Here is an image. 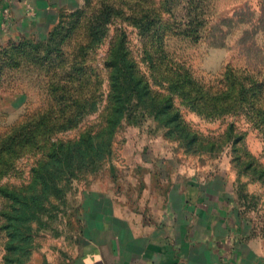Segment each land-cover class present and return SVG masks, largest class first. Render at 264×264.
Masks as SVG:
<instances>
[{"label": "rangeland", "instance_id": "374dc122", "mask_svg": "<svg viewBox=\"0 0 264 264\" xmlns=\"http://www.w3.org/2000/svg\"><path fill=\"white\" fill-rule=\"evenodd\" d=\"M107 7L114 16L101 38L100 30L91 36L89 27ZM187 10L196 12L203 24L196 43L180 35L179 30L187 23ZM132 11L145 15L152 12L160 17L166 27V50L206 87L225 90V83L220 84L225 72H246L253 75L254 84L263 93L260 97L264 98V0H80L72 11L63 12L54 29V39L56 44L62 41L59 45L63 52L52 55L50 66L34 59V52L43 56V45L36 50L29 44L22 46L21 51L11 48L10 59L0 55V136L49 107L48 79L56 72L62 76L68 71L70 54L81 57L84 71L93 72L99 81V86L90 83L77 94L89 111L80 124L40 138L38 146L24 150L12 170L0 180V187L35 192L37 183L31 169L47 161L44 155L50 142L61 143L71 151L84 149L87 140L97 146V155L82 161L94 163L82 167L83 172L71 180L62 202L50 211L45 227L29 242L41 246L47 245L49 238L72 241L79 230L81 197L90 188L108 191L107 180L118 179L120 185L125 178L134 182L141 165H155L161 177L173 180H180L186 172L189 177L204 174L218 179L220 186L224 181L223 190L228 195L234 192L245 205L241 208L244 217L258 235L264 236V126L258 112L262 100L253 98L236 104L230 101L197 113L153 78L143 55L144 38L127 21L131 18L129 13L134 14ZM95 38L100 41L93 43ZM119 46L134 65L136 75L148 83L150 94L140 102L133 100L119 121L111 123V69L106 64L110 49ZM166 99L170 109L156 118L155 112L162 108L159 104ZM66 116L55 114L53 119ZM111 190L115 191L114 185ZM9 207L10 202L0 197V264L5 257L26 258L20 252L6 250L11 235L5 228L3 214L10 211Z\"/></svg>", "mask_w": 264, "mask_h": 264}, {"label": "crops", "instance_id": "0c3cea01", "mask_svg": "<svg viewBox=\"0 0 264 264\" xmlns=\"http://www.w3.org/2000/svg\"><path fill=\"white\" fill-rule=\"evenodd\" d=\"M79 1L0 0V47L44 40ZM184 174L173 180L141 165L134 182L111 179L108 191L90 188L79 200L73 240L49 238L29 264H264V236L234 192L223 190L224 181Z\"/></svg>", "mask_w": 264, "mask_h": 264}, {"label": "trees", "instance_id": "16d2710c", "mask_svg": "<svg viewBox=\"0 0 264 264\" xmlns=\"http://www.w3.org/2000/svg\"><path fill=\"white\" fill-rule=\"evenodd\" d=\"M123 4H125L124 1ZM110 9V7L103 8L95 18V22L88 29L91 36L100 30V38L102 37L104 28L114 16ZM132 13L134 12L132 11ZM62 14L59 15L57 24L49 31L44 40L9 42L0 47V52L2 51L0 55H7L9 57L7 59H10L9 50L11 48L14 50L18 48L21 51L22 46L29 44L30 48L36 50L43 45V56H36L34 52L36 57L34 59L35 61L41 60L44 66H50L53 56L55 57L56 53L59 54L60 51L63 52L60 48L62 41H57L59 43L56 44L54 39V29L59 25ZM129 14L131 18L127 21L134 24L141 32V37L144 38L143 55L156 82L165 84L170 93L177 94L199 114L206 113L207 108L221 106L230 101L236 104L258 98L263 102V106L258 112L261 115L260 123L264 126V98L260 97V95L263 96V93L261 87L254 84L253 75L246 72L235 75L231 71H227L220 82V84L225 83V90L220 88L213 91L212 88L199 82L184 64L177 62L166 50L164 42L166 27L157 14L152 12H147L148 15L140 12ZM185 17H187V23L179 30L180 35L196 43L199 40V29L203 24L196 16V12L192 13L187 10ZM100 38H95L93 43H98ZM77 61L80 62V67ZM82 64L81 57L70 54V60L66 63L68 71L64 72L62 76L56 72L53 77L48 79L47 88L51 100L49 107L0 136V180L12 170L15 160L24 150L38 146L40 138L49 137L55 132H65L76 128L82 117L89 112L81 104L82 98L79 100L80 96L77 94L81 92L83 86L90 83L99 86V81L93 72L84 71ZM106 66L111 69L109 99L114 106L111 123H117L133 100L140 102L149 97L147 96L150 94L149 85L136 75L135 67L128 60L122 46L110 49ZM159 105L162 108L155 112L156 118L166 115V110L170 109L168 99ZM55 114H67V116L53 119ZM96 147L87 140L84 149L71 151L61 143L50 142L48 153L44 155L47 161L39 163L31 169L37 183L35 192H28L24 188L15 191L0 187V197L10 202V211L3 214V219L6 221L5 228L11 235L9 236L11 242L7 245L6 250L17 251L26 256L24 260L20 255L15 256L12 260L5 257L3 264H29L33 253L39 247L29 242L31 237L45 227V223L51 215L50 211L56 210L57 205L62 202L71 180L83 172L84 168L82 169V167L90 164V162L84 164L82 161L84 159L91 160L97 155ZM236 202L240 209L245 208V205H242L237 197ZM44 218L46 220H43Z\"/></svg>", "mask_w": 264, "mask_h": 264}]
</instances>
